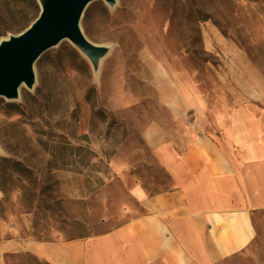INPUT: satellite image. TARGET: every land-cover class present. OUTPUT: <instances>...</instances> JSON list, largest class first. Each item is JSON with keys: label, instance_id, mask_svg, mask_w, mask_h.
<instances>
[{"label": "rangeland", "instance_id": "374dc122", "mask_svg": "<svg viewBox=\"0 0 264 264\" xmlns=\"http://www.w3.org/2000/svg\"><path fill=\"white\" fill-rule=\"evenodd\" d=\"M39 12L29 0H0V28L13 24L0 40L25 30ZM81 28L91 42L109 49L98 72L65 39L36 63L33 89L22 86L14 101L0 97V245L16 238L23 245L28 239L102 235L130 219L126 206L132 200L113 179L109 160L124 142L133 158L141 153L127 108L139 99L148 105L157 101L155 88L162 86V65L169 66L165 49L173 35L200 69L222 73V56L204 47L206 32L222 34L264 76V0H116L114 6L95 0ZM154 52L163 53V63ZM249 107L262 109L257 118L264 124V102ZM56 148L63 156L58 168L51 156ZM149 175L164 180L159 168ZM253 247L259 254V246ZM4 261L50 264L23 248L6 251ZM218 264H264V258L237 256Z\"/></svg>", "mask_w": 264, "mask_h": 264}, {"label": "crops", "instance_id": "0c3cea01", "mask_svg": "<svg viewBox=\"0 0 264 264\" xmlns=\"http://www.w3.org/2000/svg\"><path fill=\"white\" fill-rule=\"evenodd\" d=\"M173 34V33H172ZM218 68L200 69L173 35L155 104L127 108L141 140L133 158L123 143L109 160L113 179L132 203L130 219L102 234L68 241L16 238L0 245L50 264H218L264 258V76L234 41L206 32ZM163 63L164 55L154 52ZM160 171L164 180L149 175ZM151 187H153L151 189ZM257 244L260 252L254 249Z\"/></svg>", "mask_w": 264, "mask_h": 264}, {"label": "water", "instance_id": "95a60500", "mask_svg": "<svg viewBox=\"0 0 264 264\" xmlns=\"http://www.w3.org/2000/svg\"><path fill=\"white\" fill-rule=\"evenodd\" d=\"M95 0H37L40 12L22 32L0 40V97L17 100L20 89L36 85L35 66L49 49L67 39L98 72L108 47L91 42L81 28L84 13ZM114 6L116 0H104ZM98 74V73H97Z\"/></svg>", "mask_w": 264, "mask_h": 264}, {"label": "trees", "instance_id": "16d2710c", "mask_svg": "<svg viewBox=\"0 0 264 264\" xmlns=\"http://www.w3.org/2000/svg\"><path fill=\"white\" fill-rule=\"evenodd\" d=\"M29 1H30V3H31L32 5H34L35 7L39 8L37 0H29ZM36 18H37V16H36ZM12 25H13V24H11V25L8 24L7 26H2V28H0V36L4 34V31H5V29H6L7 27H9V29H10V28L12 27ZM15 31H18V28H16ZM71 117H72L73 119L76 120V118H75V117H76V110L72 112ZM46 126H47L49 129H51V128H52L51 122H50V121H46ZM36 132H37V133H43V134L45 133L44 131H36ZM42 146H44V148H45L47 151L50 149L49 145L46 144V142H45V143H42ZM69 148L73 149L71 145H69ZM63 149H67V148L63 147L62 150H63ZM62 150H60L59 148H56L53 152H51L52 162L54 163V166H55L56 168H58V167L61 165V164L59 163V159L63 158V156H62ZM50 151H51V150H50ZM80 152H82V151L80 150ZM87 153H89V151H86V155H85V156H87ZM71 154H72V153H71Z\"/></svg>", "mask_w": 264, "mask_h": 264}]
</instances>
